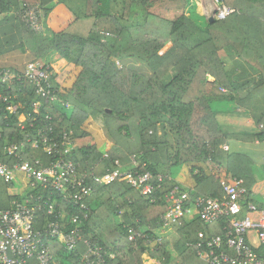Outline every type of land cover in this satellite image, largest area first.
Instances as JSON below:
<instances>
[{
    "label": "trees",
    "instance_id": "trees-1",
    "mask_svg": "<svg viewBox=\"0 0 264 264\" xmlns=\"http://www.w3.org/2000/svg\"><path fill=\"white\" fill-rule=\"evenodd\" d=\"M220 1L235 12L203 23L194 0H54L46 6L41 0H0V14L10 13L17 4L18 11L22 2L42 5L43 31L19 18L22 48L50 65L51 85L63 89L59 100L51 101L37 96L27 80L13 81L10 93L16 97L0 99L4 134L0 141L24 144V159L49 162L53 155L28 141L42 131L58 141V156L73 160L82 170L104 174L115 169L119 160L122 171L164 175L153 197L123 180L98 185L87 200V210L52 189H36L51 195L49 201L42 200V224L47 216L56 218L47 213L50 204L56 212L66 211L65 230L78 225L73 221L76 215L81 217L83 237L76 250L59 248L56 241L63 264H80L85 238L105 249V264H146L152 258H160L163 264H213L193 243L201 231L207 239L219 234L218 224L193 215L162 231L168 209L165 196L181 186L172 175L175 164H189L193 200L202 195L224 197L222 181L235 177L244 179L248 198L264 196V176L255 175L250 158L223 147L233 136L264 140V128L253 134H233L219 119L231 102L247 106L258 127L264 123V109L259 105L264 100V80L243 98L222 55L237 52L264 75V0ZM81 18H94L88 35L71 30ZM127 58L147 63L152 76L121 65ZM38 100L43 106L36 113ZM10 104L19 112L7 110ZM71 140L73 149L65 153ZM109 141L113 145L105 156L101 146ZM19 186L0 183V207L25 196ZM205 248L210 249L207 244Z\"/></svg>",
    "mask_w": 264,
    "mask_h": 264
},
{
    "label": "built area",
    "instance_id": "built-area-1",
    "mask_svg": "<svg viewBox=\"0 0 264 264\" xmlns=\"http://www.w3.org/2000/svg\"><path fill=\"white\" fill-rule=\"evenodd\" d=\"M217 2L216 17L227 18L236 10L220 0ZM16 12L34 30H44L45 11L40 3L28 5L22 2ZM50 69V65L39 59H31L22 69L0 66V99L6 101L9 96L16 97L15 93H10L13 81L24 83L27 80L40 98L59 100L63 89L51 85ZM42 106L41 100L36 101L34 112L39 113ZM16 108L10 104L7 110L19 112ZM19 125L21 129H25L23 121ZM31 125L34 126V123L31 122ZM38 135L35 139L29 136L28 141L34 148L43 147L47 154L53 155L49 162L41 158L34 161L24 159L22 154L25 150L21 148L24 144L20 146L18 142L0 141V183L17 182L20 185L19 192L25 194L22 198H14L8 207H0V264H63L56 252L57 247L68 251L77 249L78 240L83 237V229L79 224L81 217L76 215L73 221L78 225L65 230L62 221L66 211L56 212L50 204L47 213L55 214L56 218L49 219L47 216L42 224L39 215L44 209L42 200L47 197L49 201L51 198V195L44 194V190L59 192L64 200L72 201L87 210V200L95 193L98 185L123 180L138 189L142 195L153 197L164 180V175L156 177L150 171H122L119 160L116 161L115 169L104 174L82 170L73 160L58 156L60 145L56 139H51L49 134H43L42 131H38ZM1 138H4L2 131ZM68 143L65 153L73 149L72 140ZM224 148L228 149V146ZM103 152L105 156L108 155L107 151ZM132 158L135 159L136 156L133 155ZM222 185L224 197L203 195L195 200L180 185L172 188L165 196L168 209L162 217L163 228L171 229L179 219L197 215L205 223L218 224L221 230L209 239L201 231L200 239L193 243L198 252L209 258L211 263L264 264V207L255 199L248 198L244 179H225ZM39 187L43 189L41 193L36 192ZM188 201L191 205L186 206ZM130 239L134 240L133 230ZM83 243L85 250L81 254L80 264H105L106 251L102 246L89 238L83 239ZM205 244L210 248L208 252L205 251ZM146 264L163 262L160 258H152Z\"/></svg>",
    "mask_w": 264,
    "mask_h": 264
},
{
    "label": "crops",
    "instance_id": "crops-1",
    "mask_svg": "<svg viewBox=\"0 0 264 264\" xmlns=\"http://www.w3.org/2000/svg\"><path fill=\"white\" fill-rule=\"evenodd\" d=\"M196 1L199 4V1ZM53 2L54 0H41L42 5L45 6ZM17 6L18 4L12 5L10 13L0 14V66H12L22 69L35 56L29 49L22 48V32L19 17L16 12ZM197 11L199 12V8ZM199 13L206 16L203 12ZM93 24L94 18H81L73 24L71 30L78 35H88ZM222 55L230 78L239 95L247 98L258 86L262 85L264 80L262 69L257 68L248 60L241 58L237 52H223ZM120 64L126 65L147 76H152L153 74V69L147 63L136 58H127ZM209 79L213 80L214 77L210 76ZM259 105L260 110H263L264 100L260 101ZM227 106L225 108L223 107L219 119L226 130L231 133L253 134L260 132L264 128V123H261L259 127L257 126L253 112L247 106L240 107L231 102H228ZM224 146H228V149L231 151L248 156L254 163V173L256 168L262 172L261 175H255L257 177L264 176V140H247L242 137L233 136ZM188 182L192 187L194 186L192 178ZM254 197L255 200L257 198L264 200V196L261 195ZM258 204L264 207V202L260 201Z\"/></svg>",
    "mask_w": 264,
    "mask_h": 264
},
{
    "label": "rangeland",
    "instance_id": "rangeland-1",
    "mask_svg": "<svg viewBox=\"0 0 264 264\" xmlns=\"http://www.w3.org/2000/svg\"><path fill=\"white\" fill-rule=\"evenodd\" d=\"M198 1H199V4L197 3V1L195 2L196 10L199 8V12H203L206 15V16L202 15V17L199 16V17H201L200 19L204 23V21L206 22L207 20H209L210 16L215 15V13L218 9V2H217V0H198ZM37 4H39V3H36V5ZM197 16H198V14H197ZM172 74H173V72H172ZM112 145H113V143L111 141H109L106 144L101 146V150L104 149L102 151H108L112 147ZM263 170H264V168H263ZM255 174L261 175L262 172H260L256 168ZM172 175L174 178L178 179V181L181 183L182 189L187 190V191L190 190V188L192 186L188 182V180H191L190 172H189V164H187V163L175 164L172 168ZM256 200L259 203H260V201L264 202V200H262L261 198H257ZM162 231L167 232L170 230L163 229Z\"/></svg>",
    "mask_w": 264,
    "mask_h": 264
},
{
    "label": "water",
    "instance_id": "water-1",
    "mask_svg": "<svg viewBox=\"0 0 264 264\" xmlns=\"http://www.w3.org/2000/svg\"><path fill=\"white\" fill-rule=\"evenodd\" d=\"M215 19H216V16H215V15H212V16L209 17V21H210V22L215 21Z\"/></svg>",
    "mask_w": 264,
    "mask_h": 264
}]
</instances>
